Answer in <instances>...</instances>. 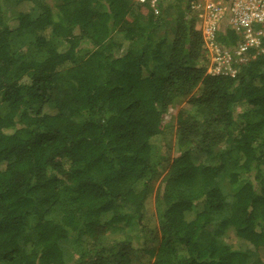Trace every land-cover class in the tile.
Listing matches in <instances>:
<instances>
[{
    "label": "trees",
    "instance_id": "obj_1",
    "mask_svg": "<svg viewBox=\"0 0 264 264\" xmlns=\"http://www.w3.org/2000/svg\"><path fill=\"white\" fill-rule=\"evenodd\" d=\"M2 1L17 12L0 3V264H70L68 238L72 264H132L148 240L150 264H264V54L207 75L180 0L158 17L135 0ZM182 100L178 154L155 155Z\"/></svg>",
    "mask_w": 264,
    "mask_h": 264
},
{
    "label": "built area",
    "instance_id": "obj_2",
    "mask_svg": "<svg viewBox=\"0 0 264 264\" xmlns=\"http://www.w3.org/2000/svg\"><path fill=\"white\" fill-rule=\"evenodd\" d=\"M146 4L154 17L161 13L163 0H135ZM185 14L200 31L206 52V74L234 77L240 66L264 54V0H187ZM234 29L232 47L217 40L220 24Z\"/></svg>",
    "mask_w": 264,
    "mask_h": 264
},
{
    "label": "rangeland",
    "instance_id": "obj_3",
    "mask_svg": "<svg viewBox=\"0 0 264 264\" xmlns=\"http://www.w3.org/2000/svg\"><path fill=\"white\" fill-rule=\"evenodd\" d=\"M187 0H180L178 6L180 7V9L185 13V6L187 4L186 2ZM47 2L50 4L51 3V0H47ZM163 4L166 5V0H163ZM0 3L2 4L3 8L5 9V13H6V17L7 19L9 18H12L15 13L17 12V7L14 6V4L12 2H3L2 0H0ZM28 8L30 7V5H27ZM39 10L38 9H34L32 11V14H36L38 13ZM186 15V14H185ZM168 18V17H167ZM13 21H11L12 23ZM221 25V28H218V34L221 33V32H224V29L226 27V25L223 23V24H220ZM264 45V44H263ZM128 48V44H123L122 47H120L119 49H117V54L118 53H121L123 51H125L126 49ZM185 101L186 100H182L178 103H176L172 108L169 109V111L166 113V116H165V121L171 126L172 128V132L170 133V135H168L165 140H164V143L162 146L160 147H155L152 149L153 153L157 154V153H161L163 155V157H167L169 158L170 160L176 156L178 154V148L176 146V142H175V117H176V114L178 112V110L180 108H189L187 107V105L185 104ZM3 111V109H2ZM155 154V155H156ZM193 159L194 161L197 163L198 161H202L203 160V156L202 155H199V154H193ZM226 169H221V171L219 172V176H218V179H219V184L222 188V190L226 193V188H227V184H226V181H227V177H226ZM157 183H158V180L155 181L154 183V188L153 189H156V186H157ZM153 196H151V205H150V215L149 217L151 216V221H149V223L152 225V228H156L157 227V220H156V216H155V206H154V193L152 194ZM124 211H127V208H125ZM111 226L112 227H124L125 229H130L132 228V224L131 222H129V218L126 219L123 218V219H117V220H114L112 223H111ZM215 227L214 224H210L207 229L209 231L213 230ZM223 238L226 242H232L233 240H235V236L233 235V231L232 229H229L227 230L226 232H224V235H223ZM61 245V248L63 249V252L68 260V262H70V264L74 263L75 259L77 258L78 256V250L75 246V244L73 243V240L71 238H68L64 241H62L60 243ZM153 245V241L152 240H148L146 242H144V244L142 243H139V244H133V249L135 250V252L133 254H131V262L132 264H150L151 263V259L149 258V255H148V251L150 250V247ZM242 245V248L247 251L248 253L252 254L253 256L256 254V252L254 251L253 247L251 245H249L248 243L246 242H242L241 243ZM258 254L260 257L263 256V252H260L258 251Z\"/></svg>",
    "mask_w": 264,
    "mask_h": 264
}]
</instances>
